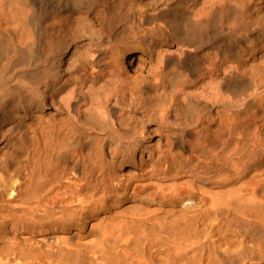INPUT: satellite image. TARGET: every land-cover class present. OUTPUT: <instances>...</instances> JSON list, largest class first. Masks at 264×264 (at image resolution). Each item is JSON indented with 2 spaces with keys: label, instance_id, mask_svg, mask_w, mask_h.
<instances>
[{
  "label": "bare ground",
  "instance_id": "bare-ground-1",
  "mask_svg": "<svg viewBox=\"0 0 264 264\" xmlns=\"http://www.w3.org/2000/svg\"><path fill=\"white\" fill-rule=\"evenodd\" d=\"M0 264H264V0H0Z\"/></svg>",
  "mask_w": 264,
  "mask_h": 264
},
{
  "label": "rangeland",
  "instance_id": "rangeland-1",
  "mask_svg": "<svg viewBox=\"0 0 264 264\" xmlns=\"http://www.w3.org/2000/svg\"><path fill=\"white\" fill-rule=\"evenodd\" d=\"M135 57H137V54L135 55H128L125 60V66L127 67L128 74H133L134 65H135Z\"/></svg>",
  "mask_w": 264,
  "mask_h": 264
}]
</instances>
